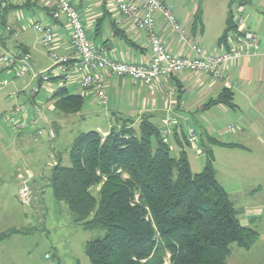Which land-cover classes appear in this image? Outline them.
Returning <instances> with one entry per match:
<instances>
[{"label": "crops", "instance_id": "crops-1", "mask_svg": "<svg viewBox=\"0 0 264 264\" xmlns=\"http://www.w3.org/2000/svg\"><path fill=\"white\" fill-rule=\"evenodd\" d=\"M164 1L170 4L187 38L178 42L177 34L171 32L170 25L161 16L156 18L155 30L172 54L192 56L190 43H198L208 53L226 49L225 45L218 43V38L230 11L234 16H242L245 28L255 34L257 50L250 47L247 54L228 62L222 67L218 78L204 72L181 71L161 77L153 85H146L129 76L109 75L104 81L107 96L104 103L97 101L93 91L83 89L72 81L68 86L74 93L82 95L83 102L77 112L64 113L56 108L54 100L50 98L60 86L58 80L51 76L50 80L41 81L34 76V71L53 72V69L51 55L42 47L40 35L31 26V21L39 20L51 25L54 33L51 51L73 57L70 29L65 19H52L54 0H2L0 56L5 52L17 57L25 55L32 70L23 78H17L14 76V66L0 60V77L8 81L0 88V198L17 196L22 182L17 177L19 172L32 174L31 187L33 185L35 190L41 191L40 187L44 181L48 183L51 169L58 160L52 155L53 159L47 161L48 176L42 170L35 173L25 166L27 158L21 156L16 147L28 141V136L37 140L42 131L36 125L41 122L48 124V137H55L56 120L61 116L50 112L53 119H49L36 101V95L46 82L45 91L50 93L48 99L52 101L47 110H57L68 116L79 114L84 119L88 114L93 116L97 108L103 106L105 121L101 123L105 128L96 125V130L102 135L111 126L118 125L121 119L129 120L130 126L137 131L144 116L160 129L169 110L173 118L169 143L177 147V154L180 150L185 152L191 171L199 172L209 153L216 179L229 195L240 224L254 229L250 225L261 221L264 215V0ZM70 2L78 10L90 41L96 46H104L110 57L140 61L151 56L146 34L118 11L114 0ZM11 39L13 43H10ZM227 44L228 49L243 45L241 31H231ZM171 91L172 99H168ZM26 102L30 103L20 117L26 125L23 130L11 133L8 126H13L6 116L16 104ZM229 121H234L237 127L234 129L233 125L228 124ZM188 125L194 128L197 135L194 144L185 140ZM184 146H190L198 155H204V162L193 169ZM41 196L36 192L31 200L33 204L29 205L35 208L41 206ZM9 230H15L12 234L27 232L26 228L11 226L0 230V233Z\"/></svg>", "mask_w": 264, "mask_h": 264}, {"label": "trees", "instance_id": "trees-1", "mask_svg": "<svg viewBox=\"0 0 264 264\" xmlns=\"http://www.w3.org/2000/svg\"><path fill=\"white\" fill-rule=\"evenodd\" d=\"M231 31L240 32L232 11L218 38L226 50ZM50 98L64 113L77 112L83 102L65 84ZM68 157V166L57 160L48 183L54 199L65 202L84 229L105 230L85 243L90 264H164L167 254L170 264H229L231 244L249 249L258 237L240 224L211 155L192 172L185 152L172 155L146 116L137 131L121 119L106 135L80 132ZM97 183L94 195L90 188ZM13 232H1L0 241Z\"/></svg>", "mask_w": 264, "mask_h": 264}, {"label": "built area", "instance_id": "built-area-1", "mask_svg": "<svg viewBox=\"0 0 264 264\" xmlns=\"http://www.w3.org/2000/svg\"><path fill=\"white\" fill-rule=\"evenodd\" d=\"M114 4L123 16L130 19L137 29L146 34L152 51L147 60L123 61L110 57L104 46H96L90 41L79 12L70 0H54L51 17L52 19L61 17L65 19L70 29V45L74 56L69 57L52 52L53 27L43 21L33 20L31 26L39 33L42 47L49 51L53 69V72L50 70L34 71V76L41 81H48L52 76L58 80L59 85L76 81L81 88L93 91L99 103H104L107 98L104 81L109 75L129 76L146 85H153L161 77L181 71L204 72L218 78L221 76L222 67L228 62L247 54L250 47L254 50L258 48L257 37L251 30L245 28L242 16H234L232 13L238 30L242 33L243 45L208 53L198 43H190L192 56L174 55L167 49L155 30L156 18L161 16L170 25L171 32L177 34L178 42L186 41L187 38L177 16L164 0H114ZM2 10V0H0V17ZM0 60L4 64L14 66V76L17 78H23L32 70L25 55L17 57L13 53L5 52L0 56ZM7 83V80H2L0 88ZM168 95V99H172V91ZM28 104L29 102L16 104L6 116L8 122L18 131L23 130L26 125L20 117L26 112ZM172 123V115L167 110L164 125L159 129L161 140L164 143L169 144ZM186 129L188 143L194 144L197 139L194 128L188 125ZM17 177L22 180L17 190V198L22 204L29 205L32 174L19 172Z\"/></svg>", "mask_w": 264, "mask_h": 264}, {"label": "rangeland", "instance_id": "rangeland-1", "mask_svg": "<svg viewBox=\"0 0 264 264\" xmlns=\"http://www.w3.org/2000/svg\"><path fill=\"white\" fill-rule=\"evenodd\" d=\"M168 5L170 4L168 3ZM12 39L15 40L14 37ZM12 39L10 43L14 42ZM2 78L0 77V81ZM46 85L47 83L44 82L43 88L36 95V101L49 119H53V116H50L51 113L61 116L57 120L54 118L57 125L55 137L53 139L48 137V124L41 122L36 125V127L40 126L42 131L37 140H34L33 136H28V141H23L16 147L19 148V154L27 158L25 166H28L35 173L42 170L48 176L50 171L46 166L47 161L52 160L54 156L60 159L63 165L68 166L70 164L68 151L77 134L96 130V125L105 128V125L101 123L105 121V118L103 106H99L93 116L88 114L84 119L78 116L79 114L68 116L57 110H47L46 107L52 104V101L48 99L50 93L45 91ZM66 86L69 92L74 93L68 84ZM233 122L229 121L228 124L233 125L235 129L237 124L235 125ZM8 128L11 133L18 131L10 126ZM169 145L171 154L177 155V147L172 142ZM184 147L193 169L204 162V155H198L190 146ZM100 186L101 183L92 186L91 192L97 195ZM40 188L41 191L35 190L36 188H33L32 185L30 192L29 203H32V197L36 192L42 195L41 206L37 208L33 205L22 204L15 194L13 197L4 196L0 198V230L11 226L27 229L26 233L12 234L0 242V264H90L84 252L85 243L102 238L105 230L103 228L84 229L81 222L76 221L75 214L68 208L67 204L54 199L49 183L45 184L44 181ZM226 188L228 189V187ZM250 226L259 232L257 241L249 250L231 244V254L228 257L229 264H264V215L261 221ZM164 264H170L168 254Z\"/></svg>", "mask_w": 264, "mask_h": 264}]
</instances>
